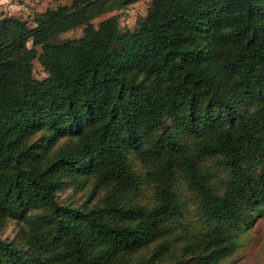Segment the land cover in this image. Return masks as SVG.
Listing matches in <instances>:
<instances>
[{
  "label": "trees",
  "instance_id": "16d2710c",
  "mask_svg": "<svg viewBox=\"0 0 264 264\" xmlns=\"http://www.w3.org/2000/svg\"><path fill=\"white\" fill-rule=\"evenodd\" d=\"M67 1L0 18V230L22 222L0 264H217L264 206V0H148L132 31L91 20L139 0ZM176 178L210 223L177 251ZM63 184L83 202L58 203Z\"/></svg>",
  "mask_w": 264,
  "mask_h": 264
},
{
  "label": "rangeland",
  "instance_id": "374dc122",
  "mask_svg": "<svg viewBox=\"0 0 264 264\" xmlns=\"http://www.w3.org/2000/svg\"><path fill=\"white\" fill-rule=\"evenodd\" d=\"M67 0H0V18L12 17L18 19L28 27L33 25V18L37 13L47 8L57 5H67ZM148 6V0H139L124 7H111L91 20L95 27L97 22L114 16L121 30L132 31L136 27V19L145 14ZM82 33V27H76L67 30L58 35V39L78 37ZM29 46V42L26 44ZM32 75L36 79L43 78L46 73L38 62L32 61ZM211 182L218 185L219 181L225 179V173L211 169ZM175 191L179 201L183 206V217L175 221L169 220L166 224L169 228L170 247L177 251V247L183 240L197 235L206 229L210 223L202 221L196 214L197 208L194 202V195L183 184L180 178L174 181ZM56 200L60 204H70L78 206L85 196L83 189L79 190L77 186L63 184L55 192ZM138 201L144 205L152 203V195L149 187H144L138 196ZM19 220L8 219L0 230V239L18 243V234H20ZM229 234L236 241V247L228 255L224 256L217 264H264V206L256 208L252 212V221L247 225H242L237 229L230 228L225 234ZM166 235V234H165ZM154 243H149L132 253L128 258L130 262L142 259L153 247Z\"/></svg>",
  "mask_w": 264,
  "mask_h": 264
}]
</instances>
